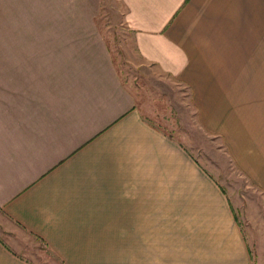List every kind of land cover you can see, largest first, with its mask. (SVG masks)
Masks as SVG:
<instances>
[{
  "label": "crops",
  "instance_id": "1",
  "mask_svg": "<svg viewBox=\"0 0 264 264\" xmlns=\"http://www.w3.org/2000/svg\"><path fill=\"white\" fill-rule=\"evenodd\" d=\"M41 2L0 0V214L58 264H264V220L243 232L108 54L49 68ZM119 2L137 54L188 87L199 125L264 196V0ZM0 264L31 263L0 238Z\"/></svg>",
  "mask_w": 264,
  "mask_h": 264
},
{
  "label": "rangeland",
  "instance_id": "2",
  "mask_svg": "<svg viewBox=\"0 0 264 264\" xmlns=\"http://www.w3.org/2000/svg\"><path fill=\"white\" fill-rule=\"evenodd\" d=\"M39 5L46 9L42 18L49 23V68L56 65L55 54H65V58L70 54H90L91 59L97 54H108L106 58L112 61L133 106L151 125L181 144L221 185L243 232L247 235L255 221L264 220V196L234 167L220 141L199 125L188 87L137 54L133 31L124 22V8L119 0H42ZM56 22L62 25L56 27ZM0 29V47L7 54L8 27ZM3 37L5 43L1 42ZM15 45L16 54L20 47H31L29 42ZM0 238L31 264H58L38 241L25 236L1 214Z\"/></svg>",
  "mask_w": 264,
  "mask_h": 264
}]
</instances>
